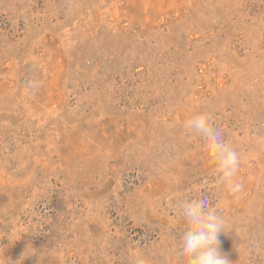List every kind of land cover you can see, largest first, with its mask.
I'll list each match as a JSON object with an SVG mask.
<instances>
[{
    "label": "rangeland",
    "instance_id": "374dc122",
    "mask_svg": "<svg viewBox=\"0 0 264 264\" xmlns=\"http://www.w3.org/2000/svg\"><path fill=\"white\" fill-rule=\"evenodd\" d=\"M200 113L239 199L186 138ZM202 197L231 264H264V0H0V264H188Z\"/></svg>",
    "mask_w": 264,
    "mask_h": 264
},
{
    "label": "clouds",
    "instance_id": "9594fccd",
    "mask_svg": "<svg viewBox=\"0 0 264 264\" xmlns=\"http://www.w3.org/2000/svg\"><path fill=\"white\" fill-rule=\"evenodd\" d=\"M40 87L38 80L25 82L26 91L32 94ZM182 127L189 142L198 139L204 141V148L214 164V184L222 186L232 197L239 199L244 192V184L238 178L241 154L223 139L221 130L211 123L206 113L184 120ZM178 207L185 228L174 255L178 259H187L188 264H231L220 251L219 235L226 232L223 208L212 205L203 197L182 201ZM173 222H176L175 218ZM135 264H148V261L138 257Z\"/></svg>",
    "mask_w": 264,
    "mask_h": 264
}]
</instances>
